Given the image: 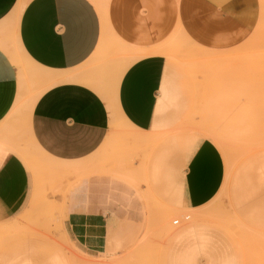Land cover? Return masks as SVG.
<instances>
[{"label": "crops", "instance_id": "0c3cea01", "mask_svg": "<svg viewBox=\"0 0 264 264\" xmlns=\"http://www.w3.org/2000/svg\"><path fill=\"white\" fill-rule=\"evenodd\" d=\"M16 1L0 0V23ZM259 5L260 0H108L101 10L90 0L26 3L15 26L22 53L43 68L74 70L110 36L127 50L115 85L119 113L137 132L156 137L148 143L150 149L168 134L146 173L149 151L138 168L96 167L94 155L111 137L106 100L91 85L75 80L59 81L41 93L25 117L32 144L50 161L61 163L55 167L78 169L93 157L92 173L97 170L80 179L66 204V228L77 245L96 254L119 253L143 231L149 200L175 210H200L213 197L223 173L217 149L206 138L180 148L177 132L195 102V83L188 71H194L195 60L179 47L182 57L165 54V47L158 45L176 30L192 44L231 49L249 37ZM18 89L16 69L0 48V221L23 209L33 190L18 126L11 125ZM140 175L145 182H136ZM160 262L240 264V254L229 233L197 221L165 238Z\"/></svg>", "mask_w": 264, "mask_h": 264}, {"label": "rangeland", "instance_id": "374dc122", "mask_svg": "<svg viewBox=\"0 0 264 264\" xmlns=\"http://www.w3.org/2000/svg\"><path fill=\"white\" fill-rule=\"evenodd\" d=\"M28 1L17 0L0 23V48L16 69L19 87L10 113L11 125L18 126L24 145L20 152L33 178V190L26 206L0 221V264H161L160 250L165 238L197 221H208L229 233L239 250L240 264H264V0H260L259 15L249 37L231 49L211 50L192 44L176 30L158 45L169 49L179 47L186 56L192 53L195 69L188 71L194 80L196 95L189 116L177 130L181 132L180 148L186 142L208 139L221 158V183L200 210L199 207L175 210L159 199L166 205L149 200L145 227L134 244L119 253L101 254L77 245L65 224L68 198L80 179L92 173L93 157L78 169L55 167L61 163L50 161L37 150L26 131L29 99L61 80L60 77L55 80L37 77L38 69L34 68L38 64L19 48L15 26ZM90 1L96 9L103 2ZM99 47L80 67L56 73L59 76L74 71L81 76L85 74L86 78H98L108 101L111 98L114 102L115 85L126 62L127 57L123 55L127 50L110 36ZM114 114L111 137L94 155L96 167L114 168L121 164L125 168H138L141 158L149 151L145 158L146 173L153 153L168 134L163 133L150 149L148 143L155 136L137 132L117 112ZM207 131H217L220 135L213 133L211 137ZM134 161H137L135 166ZM135 180L145 182L143 175ZM203 210L207 213L200 215ZM174 219L178 224L172 223Z\"/></svg>", "mask_w": 264, "mask_h": 264}, {"label": "bare ground", "instance_id": "6f19581e", "mask_svg": "<svg viewBox=\"0 0 264 264\" xmlns=\"http://www.w3.org/2000/svg\"><path fill=\"white\" fill-rule=\"evenodd\" d=\"M107 1L108 0H103V2H101V4H100V7H101V10H103L104 8H105V5L107 4ZM163 51H164V53L165 54H169V55H173V53H175L176 55V57H178V56H180V57H182V55L183 54H181V51H180V49H178L177 47H175V50H174V48L173 49H169V48H164L163 49ZM149 53H156V50H154V51H148ZM24 53V52H23ZM141 54H143V53H141ZM140 54V55H141ZM24 55L28 58V59H30L25 53H24ZM31 60V59H30ZM33 61V60H32ZM35 70L36 69H38V76L37 77H39V78H45V79H51V80H53V78H54V80H55V77L57 78H59L60 77V79L61 80H57L56 82H53L52 83V85L53 84H55V83H57V82H59V81H62V80H75V81H78V82H81V83H84V84H89V85H91L92 87H94L98 92H99V94L106 100V102H107V105H108V108H109V111H110V121H111V123H112V121H114V112H117L118 113V115H119V117L121 118V120L124 122V123H126L127 125H129V123L127 122V120L119 113V111H118V109H117V106H116V104H115V102H113L112 100H111V98H110V100L108 101V98H107V94L105 93V91H103L102 90V88L100 87V85L102 84L101 82H100V79H98V78H86V77H83L84 75H82L81 76V74H77V73H73L74 71H70V72H66V74H59V76H58V74L56 73V71H51V69H45V68H43V67H41V66H39L38 65V68H34ZM47 71V72H46ZM33 73V72H32ZM53 73V74H52ZM65 73V72H64ZM54 74L56 75V76H54ZM36 76V75H35ZM92 76V75H91ZM90 76V77H91ZM37 79V78H36ZM44 90H42V91H39V92H37V93H35L29 100H30V106H28V109H27V118L30 116V113H31V110H32V107H33V105H34V103H35V101L37 100V98L41 95V93L43 92ZM117 92V89H116V91H115V93ZM114 101H115V99H114ZM117 115V114H116ZM130 127H132L133 128V126H131V125H129ZM33 144H34V142H33ZM36 149H38L37 147H36ZM38 150H40V149H38ZM87 163V162H86ZM73 165H75L76 166V164H74V163H72ZM83 164V163H82ZM66 165H70V163H68V164H66ZM55 166V165H54ZM63 166V165H62ZM68 166H66V168H69ZM81 166H83V165H81ZM77 167V166H76ZM61 168V167H60ZM80 168V167H79ZM63 169H65V167L63 168ZM70 169V168H69ZM77 169V168H76Z\"/></svg>", "mask_w": 264, "mask_h": 264}, {"label": "built area", "instance_id": "2783aa9c", "mask_svg": "<svg viewBox=\"0 0 264 264\" xmlns=\"http://www.w3.org/2000/svg\"><path fill=\"white\" fill-rule=\"evenodd\" d=\"M187 218H188V216H185V219H187ZM172 223L173 224H178V220L177 219H174Z\"/></svg>", "mask_w": 264, "mask_h": 264}]
</instances>
